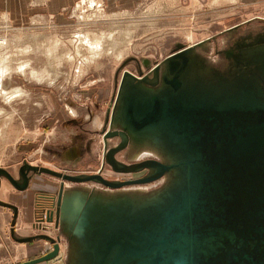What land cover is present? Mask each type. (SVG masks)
I'll list each match as a JSON object with an SVG mask.
<instances>
[{
	"label": "rangeland",
	"instance_id": "374dc122",
	"mask_svg": "<svg viewBox=\"0 0 264 264\" xmlns=\"http://www.w3.org/2000/svg\"><path fill=\"white\" fill-rule=\"evenodd\" d=\"M34 2L15 22L0 9V264L31 262L55 245L33 264H86L83 217L92 223L104 207L129 216L123 204L141 214L182 175L156 174L152 163L175 164L181 151L128 130L126 93L154 97L174 75L178 93L196 84V103L198 86L264 88L254 63L264 53V0H141L129 11L115 0L106 14L71 6L57 16ZM149 137L171 160L142 147Z\"/></svg>",
	"mask_w": 264,
	"mask_h": 264
},
{
	"label": "water",
	"instance_id": "95a60500",
	"mask_svg": "<svg viewBox=\"0 0 264 264\" xmlns=\"http://www.w3.org/2000/svg\"><path fill=\"white\" fill-rule=\"evenodd\" d=\"M259 56L254 63L264 81V53ZM251 81L230 92L198 86V103L196 84L178 93L177 75L154 97L126 93L120 114L128 130L159 136L181 151L175 164L152 163L156 174L175 167L182 175L174 191L141 214L123 204L120 213L130 217L109 216L107 207L92 214V223L83 217L86 264H264V88ZM56 252L55 245L25 264Z\"/></svg>",
	"mask_w": 264,
	"mask_h": 264
},
{
	"label": "crops",
	"instance_id": "0c3cea01",
	"mask_svg": "<svg viewBox=\"0 0 264 264\" xmlns=\"http://www.w3.org/2000/svg\"><path fill=\"white\" fill-rule=\"evenodd\" d=\"M121 6H124V11L133 10L140 2L141 0H118ZM90 2H93L90 4ZM115 2V0H44V4L42 8H39L38 10L41 12L40 14H47L49 16H57L59 13V10L63 8V10L74 6V9L76 8H83L89 7L90 9H100L102 12L106 14L109 7L113 6L112 4ZM34 0H0V9H3V16H7L12 22H15V20L18 19V17L23 16L22 14L25 10V6H29V4L34 9ZM109 6V7H108ZM132 6V7H131ZM92 9V10H93ZM62 11V10H61ZM118 11V10H117ZM6 194V193H5ZM31 200H27L28 209L31 210ZM59 204V203H58ZM61 206V205H60ZM61 208V207H60ZM33 212V211H32ZM55 213V212H54ZM20 214V209H19ZM33 226V225H31Z\"/></svg>",
	"mask_w": 264,
	"mask_h": 264
},
{
	"label": "bare ground",
	"instance_id": "6f19581e",
	"mask_svg": "<svg viewBox=\"0 0 264 264\" xmlns=\"http://www.w3.org/2000/svg\"><path fill=\"white\" fill-rule=\"evenodd\" d=\"M93 2H91V4H92ZM97 42H95V45H93V46H95V47H93V49H92V47H91V49L92 50H97V48H101L100 47V45H97V44H99V43H97ZM101 50V49H100ZM98 51V50H97ZM1 79V78H0ZM152 137H149V138H144V143H143V145H142V147L144 146V147H148V148H151L156 154H158V157H161L162 159H164V160H171L170 159V157L169 156H167V155H165V150H163L162 148H161V146H162V143L159 141V140H157V139H155L154 141H151L152 139H151ZM144 154H150V150H147V151H145L144 153H141V154H139V156L138 157H142V156H144ZM154 154V153H153ZM143 158V157H142ZM161 158H160V160H161ZM164 160H162V161H164ZM173 172H171V173H169L166 177H168V179H171L170 180V182L172 181V178H173ZM156 197V196H155ZM60 202V204H61V201H60V199H59V201H58V203ZM60 209L61 208H58L57 209V211H56V219L58 220L59 218H60V216L62 215V213H61V211H60ZM44 261H46V260H44ZM39 262H42V261H39Z\"/></svg>",
	"mask_w": 264,
	"mask_h": 264
}]
</instances>
